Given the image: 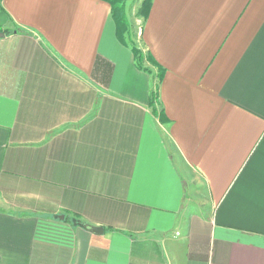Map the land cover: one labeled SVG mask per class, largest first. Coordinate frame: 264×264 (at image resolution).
I'll use <instances>...</instances> for the list:
<instances>
[{
	"label": "crops",
	"instance_id": "1",
	"mask_svg": "<svg viewBox=\"0 0 264 264\" xmlns=\"http://www.w3.org/2000/svg\"><path fill=\"white\" fill-rule=\"evenodd\" d=\"M0 31V264H264V0H151L142 64L105 0Z\"/></svg>",
	"mask_w": 264,
	"mask_h": 264
},
{
	"label": "rangeland",
	"instance_id": "2",
	"mask_svg": "<svg viewBox=\"0 0 264 264\" xmlns=\"http://www.w3.org/2000/svg\"><path fill=\"white\" fill-rule=\"evenodd\" d=\"M142 1L143 0H131L127 4L124 2L123 9V19L126 25V29H124L123 34L128 43L131 46L134 45V47H136L141 53L139 58L141 64L144 63L147 60L146 57H148L144 51V46L140 41L143 18L139 12V9L142 5Z\"/></svg>",
	"mask_w": 264,
	"mask_h": 264
},
{
	"label": "trees",
	"instance_id": "3",
	"mask_svg": "<svg viewBox=\"0 0 264 264\" xmlns=\"http://www.w3.org/2000/svg\"><path fill=\"white\" fill-rule=\"evenodd\" d=\"M105 1L109 3L111 8V14L116 20L119 37L128 43V41L125 39V36L123 34L124 29H126L125 21L123 19V9H124L125 0H105ZM150 3L151 0H143L142 5L140 6L139 12L142 15L143 21L147 16ZM131 50L133 52V55L137 63L140 64L139 58L141 53L137 50L136 47H134V45L131 46ZM161 75H162L161 70H159L156 75V80L150 94L151 103H153L154 100L157 98L158 81L160 80Z\"/></svg>",
	"mask_w": 264,
	"mask_h": 264
},
{
	"label": "water",
	"instance_id": "4",
	"mask_svg": "<svg viewBox=\"0 0 264 264\" xmlns=\"http://www.w3.org/2000/svg\"><path fill=\"white\" fill-rule=\"evenodd\" d=\"M4 35L3 31H0V36ZM62 217V215H60ZM88 228L95 232H101L102 227L100 225H88Z\"/></svg>",
	"mask_w": 264,
	"mask_h": 264
}]
</instances>
